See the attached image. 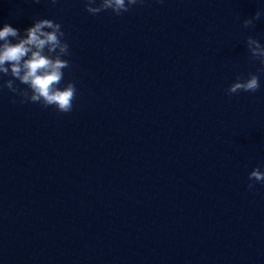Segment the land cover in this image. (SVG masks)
Wrapping results in <instances>:
<instances>
[{
  "label": "water",
  "instance_id": "95a60500",
  "mask_svg": "<svg viewBox=\"0 0 264 264\" xmlns=\"http://www.w3.org/2000/svg\"><path fill=\"white\" fill-rule=\"evenodd\" d=\"M262 9L0 0V28L61 25L60 87L77 89L67 114L0 90V264H264V183L248 179L264 172V75L226 94L258 74L245 42L264 45V15L243 21Z\"/></svg>",
  "mask_w": 264,
  "mask_h": 264
},
{
  "label": "clouds",
  "instance_id": "9594fccd",
  "mask_svg": "<svg viewBox=\"0 0 264 264\" xmlns=\"http://www.w3.org/2000/svg\"><path fill=\"white\" fill-rule=\"evenodd\" d=\"M40 3V0H32ZM53 4L57 0H51ZM143 0H85V11L90 15L102 12H111L120 16L127 13L132 6L142 3ZM264 15V9L243 21V27L254 26V21ZM15 41V42H13ZM246 47L252 60H258L260 67L258 74L249 73L247 78L236 77V82L226 90L232 96L240 92L255 93L260 88V75H264V45L249 36ZM69 45L65 41V33L61 25L50 19H40L33 26L25 29L23 35L16 28L4 24L0 28V79L4 76L10 79L0 84V90L8 91L20 97L19 103H39L43 108L54 107L59 113H70L73 110V101L77 99V89L74 82L60 87L64 79V69L70 68L69 61L63 59L68 56ZM19 81L20 88L14 82ZM12 103H17L12 100ZM249 181L264 183V172L259 168L251 171ZM255 185L248 184L253 190Z\"/></svg>",
  "mask_w": 264,
  "mask_h": 264
}]
</instances>
